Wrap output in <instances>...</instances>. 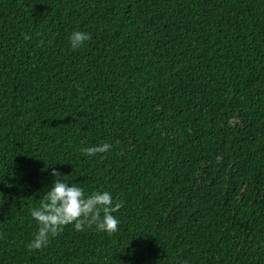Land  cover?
Listing matches in <instances>:
<instances>
[{
  "label": "trees",
  "instance_id": "trees-1",
  "mask_svg": "<svg viewBox=\"0 0 264 264\" xmlns=\"http://www.w3.org/2000/svg\"><path fill=\"white\" fill-rule=\"evenodd\" d=\"M53 168L118 231L29 251ZM0 264H264V0H0Z\"/></svg>",
  "mask_w": 264,
  "mask_h": 264
},
{
  "label": "clouds",
  "instance_id": "clouds-1",
  "mask_svg": "<svg viewBox=\"0 0 264 264\" xmlns=\"http://www.w3.org/2000/svg\"><path fill=\"white\" fill-rule=\"evenodd\" d=\"M30 38L28 34L24 35L25 40ZM68 39L71 48L76 50L92 37L90 33L84 31H73ZM110 150L109 143L81 149L88 156ZM51 175L54 177L52 186L43 195L39 206L30 209V215L39 227L33 240L26 245L29 251L46 247L50 237L57 236L64 226L69 224H73L75 230L79 232L93 225L108 235L118 231L119 220L113 213L120 210L123 206L122 201L114 202L108 191H94L86 194L83 188L61 180V173L55 168L52 169Z\"/></svg>",
  "mask_w": 264,
  "mask_h": 264
}]
</instances>
